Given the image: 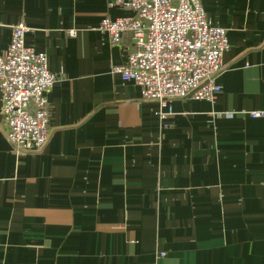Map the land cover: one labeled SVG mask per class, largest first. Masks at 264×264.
<instances>
[{
    "label": "crops",
    "instance_id": "crops-1",
    "mask_svg": "<svg viewBox=\"0 0 264 264\" xmlns=\"http://www.w3.org/2000/svg\"><path fill=\"white\" fill-rule=\"evenodd\" d=\"M109 1L0 0V54L23 22L57 77L41 151L0 118V264H264V0H202L230 40L222 92L165 118L113 71L132 35L99 24L133 12Z\"/></svg>",
    "mask_w": 264,
    "mask_h": 264
},
{
    "label": "built area",
    "instance_id": "built-area-1",
    "mask_svg": "<svg viewBox=\"0 0 264 264\" xmlns=\"http://www.w3.org/2000/svg\"><path fill=\"white\" fill-rule=\"evenodd\" d=\"M132 15L105 16L98 27L113 45L124 33L132 35L134 49L127 62L113 71L141 89L142 100H153L173 113L175 99L214 100L222 87L217 77L224 68L230 46L226 28L214 25L202 0H110ZM27 26L13 29L7 51L0 54V118L12 147L19 152H39L51 135L49 95L57 83L48 57L26 44ZM70 36L76 30L69 31ZM254 118L264 111L251 112Z\"/></svg>",
    "mask_w": 264,
    "mask_h": 264
}]
</instances>
